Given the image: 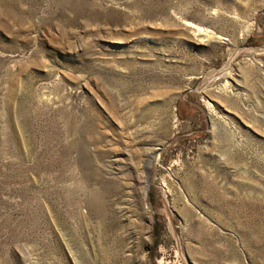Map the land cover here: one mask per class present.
Here are the masks:
<instances>
[{
	"label": "rangeland",
	"instance_id": "1",
	"mask_svg": "<svg viewBox=\"0 0 264 264\" xmlns=\"http://www.w3.org/2000/svg\"><path fill=\"white\" fill-rule=\"evenodd\" d=\"M0 264H264V0H0Z\"/></svg>",
	"mask_w": 264,
	"mask_h": 264
}]
</instances>
